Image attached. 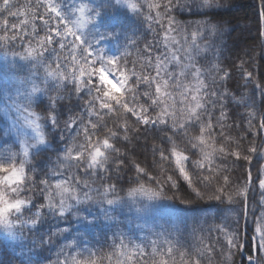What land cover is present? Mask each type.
I'll return each instance as SVG.
<instances>
[{
    "label": "snow or ice",
    "instance_id": "obj_1",
    "mask_svg": "<svg viewBox=\"0 0 264 264\" xmlns=\"http://www.w3.org/2000/svg\"><path fill=\"white\" fill-rule=\"evenodd\" d=\"M224 7L0 0V264H264V79L222 62Z\"/></svg>",
    "mask_w": 264,
    "mask_h": 264
},
{
    "label": "trees",
    "instance_id": "obj_2",
    "mask_svg": "<svg viewBox=\"0 0 264 264\" xmlns=\"http://www.w3.org/2000/svg\"><path fill=\"white\" fill-rule=\"evenodd\" d=\"M221 3L225 5L223 9H221L217 16L214 17V21L221 23L225 30L226 34L222 43L226 44L227 47L223 51L224 60L222 61L224 64L228 65L234 61H237V56L245 60L255 61V65L253 67L258 68V77L264 79V60L261 59V47L264 45V39H258V29L260 28V19H259V11L264 8V0H221ZM202 17L194 16V15H184L179 16L178 19L189 22V21H197ZM247 53V55H245ZM135 56V54H134ZM238 74L236 79L229 81V87L235 88L237 86ZM242 83V81H241ZM252 85L249 86V91H251ZM257 102L260 100L259 93L257 92L256 96ZM232 112H235L237 116L243 115L244 110L236 111L235 106L232 107ZM231 115V113H230ZM63 126V121L61 122ZM239 131V130H237ZM233 135L236 132L232 133ZM149 147L151 146V137H149L148 141ZM143 148H138L137 150V158H142L145 155ZM56 156L54 151L50 150L47 156L37 157L35 163L40 166H48L51 167L50 161H55ZM240 163H244L241 161ZM264 164V159L253 160V164L251 165L253 169V178L256 177V169ZM240 173L244 172V168H240L238 170ZM256 198H259V193H255ZM192 208H203L207 207L206 202L193 200L191 205ZM56 224L54 221H48L43 225V230L48 231L50 229H54ZM4 250V244L0 241V252ZM6 259V257H5Z\"/></svg>",
    "mask_w": 264,
    "mask_h": 264
}]
</instances>
